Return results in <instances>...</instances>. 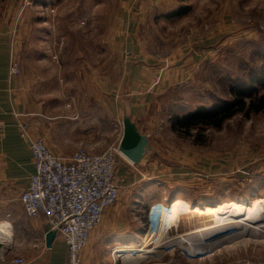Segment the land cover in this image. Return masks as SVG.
<instances>
[{"label":"rangeland","instance_id":"obj_1","mask_svg":"<svg viewBox=\"0 0 264 264\" xmlns=\"http://www.w3.org/2000/svg\"><path fill=\"white\" fill-rule=\"evenodd\" d=\"M121 5L120 0H0V36L15 37L11 66L19 74L14 77L59 86L43 90V96L52 93L60 104L69 103L70 117L84 121L87 130L84 138L74 137L76 149L99 154L116 148L117 167L128 166L135 177L121 186L120 195L128 209L127 230L147 235L132 242L140 246L148 239L146 255L121 256L114 249V260L264 264V211L255 219L228 213L227 222H233L219 226L222 216L182 213L174 226L163 213L155 216L176 200L201 209L264 201V113L236 114L218 129L178 125L200 109L233 104V90L247 89V100L264 95V0H181L175 11L153 13L141 23L134 44L117 37ZM144 58L158 72L171 67L173 83L160 90L148 86L147 99L137 103L141 87L129 67L144 64ZM94 94L101 97L96 119L89 107ZM109 100L118 105L113 114ZM124 106L139 139V163L119 151Z\"/></svg>","mask_w":264,"mask_h":264},{"label":"crops","instance_id":"obj_2","mask_svg":"<svg viewBox=\"0 0 264 264\" xmlns=\"http://www.w3.org/2000/svg\"><path fill=\"white\" fill-rule=\"evenodd\" d=\"M120 1V31L116 36L134 44L141 23L147 22L153 13L167 15L175 11L181 0ZM14 46L15 37L0 36V264H12V260L16 258L24 259L25 264H68L64 240L58 235L52 237L45 216H26L19 201L21 193L29 185L30 177L35 173V168L28 143L20 137L18 125L28 124L35 138H43L54 154L65 157L77 150L79 143L73 141L74 137L84 138L87 128L84 121L70 117L67 112L71 107L69 103L65 104L62 100L64 102L60 104L59 100L55 99L57 96L52 93L44 98L42 91L48 92L49 88L57 86L56 84L43 86L36 79L26 83L22 74L17 78L10 74ZM130 56L131 61L136 59L133 53ZM144 59V64L129 67V75L141 87L142 93H138L139 96L135 100L137 103H143L147 99V96H143V91H148V86L149 89L160 90L173 83L169 71L171 67L158 72L157 68L149 63L148 58ZM145 80H149V83L146 84ZM100 88L101 86L98 88L99 92ZM97 98L99 99L96 100ZM100 98V95L94 94L91 106L89 105L93 115L91 117L95 119V114L98 113L96 107L99 111L101 107ZM108 105L110 113L113 114V110L118 107L117 102L109 100ZM122 114L123 117L127 115L132 119L125 106ZM91 131L93 133L95 128H91ZM130 172L131 168L128 166L118 167L116 181L120 187L135 179ZM127 211L126 202L120 195L119 202L105 210L102 222L92 231L89 243L82 252V264H119L117 257L114 260L112 256L114 247L133 244V240L147 236L143 232L133 234L127 230ZM120 254L127 255L123 252Z\"/></svg>","mask_w":264,"mask_h":264},{"label":"built area","instance_id":"obj_3","mask_svg":"<svg viewBox=\"0 0 264 264\" xmlns=\"http://www.w3.org/2000/svg\"><path fill=\"white\" fill-rule=\"evenodd\" d=\"M10 74H19L13 62ZM18 127L20 137L28 143L35 168L19 198L22 208L30 218L45 216L51 231L67 246L68 264H82V252L92 231L102 222L105 210L119 202L118 151L108 148L92 154L77 149L68 157L59 156L43 138L32 135L28 124L19 123ZM12 264H25V260L16 258Z\"/></svg>","mask_w":264,"mask_h":264},{"label":"bare ground","instance_id":"obj_4","mask_svg":"<svg viewBox=\"0 0 264 264\" xmlns=\"http://www.w3.org/2000/svg\"><path fill=\"white\" fill-rule=\"evenodd\" d=\"M263 211H264V201H261V200L255 202L254 206H252V207H246V206H244L242 204H239V203H226V204H223V205L220 204V206L215 207V208H206V209H201L199 207L198 208H190L189 206L184 204L181 200H176L175 202H173V204H172L170 209H165V208L164 209H160V210H158L155 213V216L157 217V216H159V214L163 213V216L165 217V219H169L170 225H173V226L175 224H177V221L180 219V215L182 213H186V214L194 213V214H199L201 216H203V215H212V216L216 217V219H221L220 217L222 216L221 221H217L216 222L217 226H219V224L222 225L223 223L226 224V223L233 222V221H230V220H229V222H227L228 219H226L227 217L224 216V215H227L228 213H230L232 215L234 213H236V214H240L241 216H245L246 218H249V219H252V218L255 219V218H257V216L258 217L261 216L262 215L261 213ZM230 214H228V215H230ZM240 221H242V220H240ZM161 233H162V231H161ZM154 237H155V235H154ZM146 242H148V239L144 240L143 243L140 246H138V245L135 246V244H126L123 247H119V246H122V245H119V246H116L114 248L118 250L117 253H122V252L123 253H131L133 256H137L140 251H145L146 250L145 249L147 247V243ZM174 243H176V242H174ZM186 246H187V244H186Z\"/></svg>","mask_w":264,"mask_h":264},{"label":"trees","instance_id":"obj_5","mask_svg":"<svg viewBox=\"0 0 264 264\" xmlns=\"http://www.w3.org/2000/svg\"><path fill=\"white\" fill-rule=\"evenodd\" d=\"M255 80H253L254 82ZM247 90V89H245ZM245 90L231 93L234 95V102L231 105L215 106L210 110L200 109L194 114L183 117L178 121L181 128L214 127L221 128L222 125L233 116L239 113L259 114L264 113V95L258 99H244Z\"/></svg>","mask_w":264,"mask_h":264},{"label":"water","instance_id":"obj_6","mask_svg":"<svg viewBox=\"0 0 264 264\" xmlns=\"http://www.w3.org/2000/svg\"><path fill=\"white\" fill-rule=\"evenodd\" d=\"M123 123L125 126V136L120 144L119 151L123 155H125L130 161L134 163H139L141 162L139 160V146L137 144L139 139L134 133L136 131L133 129V124L131 123L130 118L127 115H124ZM52 235V237H55L56 232H52Z\"/></svg>","mask_w":264,"mask_h":264}]
</instances>
